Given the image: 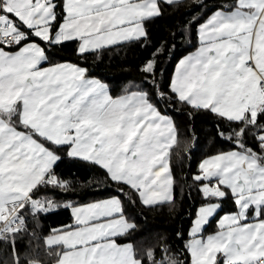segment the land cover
<instances>
[{
	"label": "snow or ice",
	"instance_id": "6c2138e0",
	"mask_svg": "<svg viewBox=\"0 0 264 264\" xmlns=\"http://www.w3.org/2000/svg\"><path fill=\"white\" fill-rule=\"evenodd\" d=\"M176 3L0 0V242L11 264H264V0H195L173 41L153 43L150 26ZM177 35L194 50L177 53ZM133 44L149 53L138 81L115 90L87 67L89 55ZM166 53L179 56L171 75ZM201 112L226 147L191 174L200 204L187 239L176 232L186 262L166 239H133L129 208L175 204L173 155L195 146L176 116ZM65 162L101 170L108 194L73 201ZM61 208L73 222L49 230L43 257L22 254L17 241L37 238L31 222Z\"/></svg>",
	"mask_w": 264,
	"mask_h": 264
},
{
	"label": "trees",
	"instance_id": "16d2710c",
	"mask_svg": "<svg viewBox=\"0 0 264 264\" xmlns=\"http://www.w3.org/2000/svg\"><path fill=\"white\" fill-rule=\"evenodd\" d=\"M209 4H220L224 0H206ZM199 11L196 8L195 0H182L168 8L162 19L157 20L150 26L151 41L158 43L162 39L173 41V32H180V25L184 20H187L191 15L189 11ZM176 52L184 54L185 51L194 49L187 48L180 36L175 37ZM70 46L69 51L71 49ZM148 51L136 45H117L104 50L98 56L89 55L87 67L96 76L108 82L113 89L118 90V86L127 81H138L139 72L137 66L148 55ZM66 59L75 60V57L67 55ZM163 67L166 69V75H171L176 60L179 56L169 58L168 54L161 56ZM176 121L180 129L182 141L189 143L194 142V147L191 148V155L187 158H178L173 155L172 167L176 179V202L174 205L164 204L148 209L144 207L129 208V214L135 218L138 224V231L134 234L133 239L140 240L146 238L151 242L166 239L168 244L172 246L174 251H180L182 260L187 262V254L183 253V246L187 239L186 233L189 230L191 219L194 216L196 207L200 204V196L195 189L190 191L189 184L191 183V174L196 170L200 160V151L206 141L204 128L210 127L215 136L216 121L210 113H198L193 117H188L184 114H178ZM220 142V141H219ZM226 146V145H225ZM184 154L181 153V156ZM65 176L70 173L74 174V179L77 185V192L71 195L73 201L80 204H87L96 199L104 198L108 193L105 191L109 186L103 183L104 174L97 168H89L87 166L77 165L71 166L69 162L60 165L57 169ZM91 181V185L89 184ZM99 186H96V183ZM230 208V204L225 205ZM215 217L212 222L206 226L205 234L212 233L216 230L217 224ZM70 212L61 208V210L42 216L38 221H32L31 224L36 230V239L31 241L26 237L24 240H18L16 247L24 255L30 252L34 253L37 250L40 255L44 256L45 246L43 237L47 236L50 229L58 228L60 225L72 223ZM183 231L185 240H178L176 232ZM157 256H159V247H157ZM45 259H47L45 257ZM12 251L10 247L5 246L0 242V264H11Z\"/></svg>",
	"mask_w": 264,
	"mask_h": 264
},
{
	"label": "crops",
	"instance_id": "0c3cea01",
	"mask_svg": "<svg viewBox=\"0 0 264 264\" xmlns=\"http://www.w3.org/2000/svg\"><path fill=\"white\" fill-rule=\"evenodd\" d=\"M182 1V0H177V2ZM204 134L206 136V141L203 147L201 148L200 151V160L199 162L204 159L205 157L215 154L218 150L221 148L226 147L224 144L221 142L217 141L211 131L210 127H205L204 128ZM222 215V214H221ZM219 219V216H218ZM217 219V220H218ZM213 233V232H212ZM209 234V233H208ZM207 235V234H206Z\"/></svg>",
	"mask_w": 264,
	"mask_h": 264
},
{
	"label": "built area",
	"instance_id": "2783aa9c",
	"mask_svg": "<svg viewBox=\"0 0 264 264\" xmlns=\"http://www.w3.org/2000/svg\"><path fill=\"white\" fill-rule=\"evenodd\" d=\"M10 39V38H9Z\"/></svg>",
	"mask_w": 264,
	"mask_h": 264
}]
</instances>
